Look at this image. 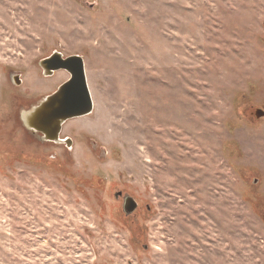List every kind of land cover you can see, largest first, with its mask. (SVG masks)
Wrapping results in <instances>:
<instances>
[{"label": "rangeland", "instance_id": "1", "mask_svg": "<svg viewBox=\"0 0 264 264\" xmlns=\"http://www.w3.org/2000/svg\"><path fill=\"white\" fill-rule=\"evenodd\" d=\"M54 51L94 100L72 148L21 118ZM256 109L264 0H0V264H264Z\"/></svg>", "mask_w": 264, "mask_h": 264}, {"label": "water", "instance_id": "2", "mask_svg": "<svg viewBox=\"0 0 264 264\" xmlns=\"http://www.w3.org/2000/svg\"><path fill=\"white\" fill-rule=\"evenodd\" d=\"M40 66L47 76L55 71L65 70L69 73V78L30 110L23 111L21 118L26 128L43 133L45 140L55 141L59 140L62 126L66 121L93 112L94 100L87 80L85 61L81 55L64 57L63 53L54 51L40 61ZM16 83H20L18 79ZM256 116L264 117V110L256 109ZM137 206L138 203L133 197H125L126 213L135 211Z\"/></svg>", "mask_w": 264, "mask_h": 264}, {"label": "flooded vegetation", "instance_id": "3", "mask_svg": "<svg viewBox=\"0 0 264 264\" xmlns=\"http://www.w3.org/2000/svg\"><path fill=\"white\" fill-rule=\"evenodd\" d=\"M63 56H64V55H63ZM48 57H49V56H48ZM64 57H66V56H64ZM42 70H43V68H42ZM58 71H59V70H58ZM55 72H57V71H55ZM55 72H54V73H55ZM43 73H44V71H43ZM54 73H53V74H54ZM53 74H52V75H53ZM44 75H45V74H44ZM50 76H51V75H50ZM68 78H69V77H68ZM68 78H67V79H68ZM17 79L19 80V76H18V75H15V76H14V80H15V82H17ZM67 79H65L64 81H66ZM64 81H63V82H64ZM63 82H62V83H63ZM62 83H61V84H62ZM61 84H60V85H61ZM60 85H59V86H60ZM59 86H58V87H59ZM58 87H57V88H58ZM57 88H56V90H57ZM54 91H55V90H54ZM54 91H53V92H54ZM53 92H52V93H53ZM66 122H67V121H66ZM66 122H65V123H66ZM65 123H64V124H65ZM64 124H63V126H64ZM63 126H62V130H61V132H60V135H59V140H55V141H53V140H45V139H44V134H43V133H40V132H37V133L41 136V138H42L43 141H45V142H48V143H54V144H60V145H64L66 148H69V147L72 148L73 140H72L70 137H66V138H62V137H61V133H62V131H63ZM30 131H31V130H30ZM32 132L36 134L35 131H32ZM68 143H70V145H68Z\"/></svg>", "mask_w": 264, "mask_h": 264}]
</instances>
